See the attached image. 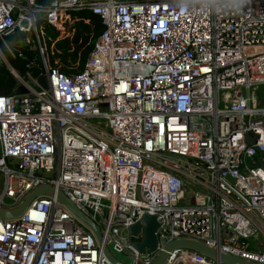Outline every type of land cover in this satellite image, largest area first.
Masks as SVG:
<instances>
[{
	"label": "built area",
	"instance_id": "built-area-1",
	"mask_svg": "<svg viewBox=\"0 0 264 264\" xmlns=\"http://www.w3.org/2000/svg\"><path fill=\"white\" fill-rule=\"evenodd\" d=\"M79 11L103 31L68 75L48 63L38 23L63 40ZM17 32L39 50L48 89L9 63ZM263 48L264 0L242 12L233 0H0V59L29 91L0 96V210L52 186L103 237L42 195L0 218V264H113L106 246L124 264H155L177 240L264 264ZM145 214L160 227L142 253L128 228ZM164 264L222 263L179 248Z\"/></svg>",
	"mask_w": 264,
	"mask_h": 264
},
{
	"label": "trees",
	"instance_id": "trees-1",
	"mask_svg": "<svg viewBox=\"0 0 264 264\" xmlns=\"http://www.w3.org/2000/svg\"><path fill=\"white\" fill-rule=\"evenodd\" d=\"M52 0H38L41 5H48ZM79 21L71 28V35L63 40L58 32L44 21L38 23L45 31V44L49 51L48 63L57 66L68 75L81 72L89 57L97 38L103 31L101 20L89 11H79L72 14ZM88 20V22L86 21ZM25 34L17 32L8 37V41L15 52V57L7 55V59L15 71L27 79V73L39 79L45 68L37 48L25 45ZM18 81L7 65L0 59V96L14 94Z\"/></svg>",
	"mask_w": 264,
	"mask_h": 264
},
{
	"label": "water",
	"instance_id": "water-1",
	"mask_svg": "<svg viewBox=\"0 0 264 264\" xmlns=\"http://www.w3.org/2000/svg\"><path fill=\"white\" fill-rule=\"evenodd\" d=\"M40 86L43 89H48V77L46 75L41 76L38 79ZM39 90V88H36ZM15 95H24L29 94V91L24 86H19L14 92ZM251 141V139H250ZM46 194H57L58 199L78 218L80 219L87 227H89L95 234L98 242L101 244L103 237L100 231L99 226L93 222L88 216L83 214L78 207L61 191H56L52 186H42L34 190L31 195L15 210H0L1 219H13L19 217L24 213L27 207L31 202L39 196ZM160 227V222L156 216L145 214L141 221L128 228L129 233L132 237H138L141 235V240L135 242L131 240V244L137 248L140 252L145 253L146 249H149V252L154 251L158 246V238L156 236L157 230ZM189 249L195 252H198L209 259L220 261L222 264H255L252 262H247L240 258L232 257L229 255L219 254L217 251L210 249L207 246L195 241L189 240H177L168 245H166V251H164L159 257L158 261L155 264H164L168 258V253L173 249ZM104 254L113 264H124L120 262L111 252L108 246L104 249Z\"/></svg>",
	"mask_w": 264,
	"mask_h": 264
},
{
	"label": "clouds",
	"instance_id": "clouds-1",
	"mask_svg": "<svg viewBox=\"0 0 264 264\" xmlns=\"http://www.w3.org/2000/svg\"><path fill=\"white\" fill-rule=\"evenodd\" d=\"M249 2L250 0H233L234 10L237 12H242Z\"/></svg>",
	"mask_w": 264,
	"mask_h": 264
},
{
	"label": "rangeland",
	"instance_id": "rangeland-1",
	"mask_svg": "<svg viewBox=\"0 0 264 264\" xmlns=\"http://www.w3.org/2000/svg\"><path fill=\"white\" fill-rule=\"evenodd\" d=\"M264 49V48H263ZM262 50V49H261ZM258 52V51H257ZM260 92L262 93V94H264V86H262V87H260ZM2 187H3V176H0V190L2 189ZM187 196H188V194H187Z\"/></svg>",
	"mask_w": 264,
	"mask_h": 264
}]
</instances>
